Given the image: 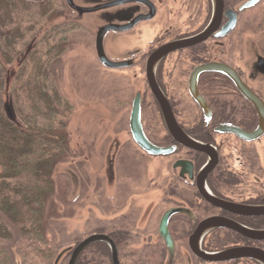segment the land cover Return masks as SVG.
I'll list each match as a JSON object with an SVG mask.
<instances>
[{"label":"flooded vegetation","instance_id":"obj_1","mask_svg":"<svg viewBox=\"0 0 264 264\" xmlns=\"http://www.w3.org/2000/svg\"><path fill=\"white\" fill-rule=\"evenodd\" d=\"M51 1L59 10L66 6L68 15L100 19L94 43L97 62L107 71L124 72L100 81L102 102L108 106L100 116L106 115L107 121L99 125L96 120L93 144L105 146L106 180L101 190L87 187L83 230L75 229L60 263L70 264L85 240L103 236L107 240L89 244L76 264H262L250 257L208 262L196 251L264 252V236L247 237L225 227L209 228L197 240L196 235L213 218L264 232V135L255 141L241 136L255 132L260 124L259 112L245 93L252 92L264 103V44L259 51L249 46L254 33L244 34L242 19L264 7V0L243 11L239 8L247 0H224L222 20L209 35L168 52L151 77L149 63L156 53L209 31L213 0ZM79 28L84 27L79 24ZM103 30L105 56L118 68L106 66L98 56L97 38ZM146 33V44L115 53L117 59L110 55L109 45ZM156 93L168 104L177 126L204 150L188 148L171 134ZM138 98L141 115L133 123ZM124 103L129 104L126 117L121 111L114 121L111 111ZM133 127H141L147 142L160 152L145 150ZM120 133L127 138L118 139ZM2 175L0 180L9 177ZM97 190L102 194L98 196ZM206 194L222 205L242 209L228 211L213 205ZM13 253L11 264H28Z\"/></svg>","mask_w":264,"mask_h":264},{"label":"rangeland","instance_id":"obj_2","mask_svg":"<svg viewBox=\"0 0 264 264\" xmlns=\"http://www.w3.org/2000/svg\"><path fill=\"white\" fill-rule=\"evenodd\" d=\"M52 6L54 13L50 15L51 19L46 21V23L43 22L40 30L38 29L39 31L37 30L31 34L34 36L38 35L34 42L31 43V47L34 48L38 41L39 45L25 64L21 63L27 58V56L25 58V55L28 54L27 50L29 47L22 53L17 52L18 54L9 63L5 62L3 51L0 48V97L3 100L2 104L6 103L7 107L11 106V100L16 102L11 89L12 87L20 89L18 81L13 83L14 75L20 73L23 82L31 79L34 82L47 85L53 81L54 88L60 93L63 100L71 105V115L63 132V137L66 139L65 152L52 160L48 169L52 185L43 214L44 235L49 240L62 245L60 252L55 255L50 263L56 264L58 256L65 248V245L67 246V242H71L70 238L76 234L75 229L83 230L80 225H84L85 219H82L81 216L88 214L87 207H89L86 197L88 194L86 192L87 187L88 191L94 188L101 190L102 184L106 180L105 146L100 142L93 144V139L96 136L94 129V125H97L96 120L99 125L107 121L105 115L107 113H104L105 117L100 116L103 111L106 112L104 109L108 108L102 102L100 81L104 76H124V72L121 74L118 71H107L97 62L94 43L95 31L101 24L100 19H81L74 14L68 15L69 11H66V6L60 10V7L57 9L55 4H52ZM33 10L35 11V9ZM28 14L33 13L28 12ZM37 19L39 18L37 17ZM79 24H82L87 30H85L86 28L81 30ZM241 26L244 29V34L254 33L253 38H248V43L249 46H253L254 50L259 51L261 45L264 44V7L251 10L244 15ZM148 37L149 33H146L145 36L140 38L135 36L118 40L108 46L109 53L113 59H117L115 53L118 54L127 48L144 45ZM56 42L60 43L56 44ZM19 49L22 50L23 48L18 47L17 50ZM130 74L133 73L131 72ZM23 104L24 99L22 98L18 107L25 108V104L24 106ZM128 107L129 104L126 105L124 103L123 107L119 108L118 106L116 111H111V116L114 117L113 120L117 121L120 119L121 111L124 112V117H126ZM26 109L25 111L28 113ZM22 114L24 113L21 112ZM116 114H119V116ZM21 115L17 114L16 118L19 124L29 131L31 128V125L28 124L30 120H27L24 124ZM100 117L102 118L101 120H99ZM114 123L116 124V122ZM118 136L120 140L127 138L126 133H120ZM99 140L100 138L98 137ZM262 155L264 156V147ZM2 157L0 155V174L5 171V167L1 163L4 160ZM2 177L5 176L2 175ZM100 190L94 192L99 196L102 194ZM0 222L3 224L2 221ZM7 223V237L1 243L9 249V257L14 260L13 251L17 253L16 256L21 255L20 248H18L19 245L16 244L19 233L11 223ZM21 257H18L17 260L19 261ZM37 257L39 259H35L33 255L32 259L27 261L28 264H43L41 263L40 254Z\"/></svg>","mask_w":264,"mask_h":264},{"label":"trees","instance_id":"obj_3","mask_svg":"<svg viewBox=\"0 0 264 264\" xmlns=\"http://www.w3.org/2000/svg\"><path fill=\"white\" fill-rule=\"evenodd\" d=\"M52 4L51 0L43 4L38 0H0V48L5 62H11L17 52L22 53L29 47L27 58L21 63L25 64L39 45L38 41L31 47L38 37L31 34L51 19ZM18 47L23 49L17 50ZM20 76L19 73L13 78V83L19 82L20 89H11L16 102L11 100V106L7 107L0 97V155L4 159L1 162L4 173L9 175L8 179L0 180V221L3 222H0V264L13 263L9 249L2 245L7 237V222L19 233L17 245L22 260L28 261L40 254L41 263L50 264L62 245L44 235L43 214L52 185L48 169L50 162L65 152L63 132L72 108L54 88L53 81L47 85L31 79L23 82ZM22 98L28 113L18 107ZM17 114L24 124L30 120L29 131L19 124Z\"/></svg>","mask_w":264,"mask_h":264},{"label":"water","instance_id":"obj_4","mask_svg":"<svg viewBox=\"0 0 264 264\" xmlns=\"http://www.w3.org/2000/svg\"><path fill=\"white\" fill-rule=\"evenodd\" d=\"M260 1L261 0H247L244 4H242L240 6L239 11H243L244 9L255 6ZM213 4H214V18H213V22L211 24L209 31L205 35H202L201 37H199L197 39L178 43L174 46H170V47L156 53L151 58V61L149 63L148 71H149L150 77L152 75H154L155 66L158 64V62L161 60V58H163V56H165L168 52H170L171 50H174L176 48L190 46L192 44H195V43L203 40L221 22L222 15L224 12V0H213ZM104 33H105L104 30L101 31L98 35V38H97L98 56H99L100 60L106 66H109L112 68H118L120 65L115 64V63H109L106 56H105V53L103 50ZM156 94H157V96L161 102L162 108L164 109L167 124H168V127H169L171 134L177 139V141H179L181 144H183L184 146H186L188 148L195 149V150H204V147L200 143L192 140L177 126V124L174 120V117L170 112V108H169L168 104L166 103V101L164 100V98L162 96H160L158 93H156ZM245 94L253 102V104L257 108V110L259 112V116H260V124H259V126L255 132L241 134V136H243V138H245L247 141H255V140L260 139L264 135V103L256 95H254L252 92H250V94H248L246 92ZM140 111H141V100L138 98L135 101V106H134V111H133V123H136V121L139 119V117L141 115ZM133 132H134L136 139L140 142V144L143 146V148L145 150H147L149 152H155V151L158 153L160 152V150L156 149L155 147H153L151 144H149L147 142L141 127H133ZM209 170L210 169H208L206 172H208ZM206 198H207V194H206ZM207 200H209V202H211L213 205H216V206L222 205L220 203V201L213 198V196H210L209 198H207ZM222 207H224V209H227L228 211L230 210V211H237V212L241 211L240 209H242L240 207L235 208L233 206L225 205V204L222 205ZM240 213H242V212H240ZM220 227L233 229V230H235V231H237V232H239L242 235L247 236V237H249V236L252 237V234L256 235V236H264V232H259V233L258 232H252V231H250V230H248V229H246V228H244V227H242L236 223L227 221L225 219L213 218V219L207 220L205 223H203L200 226L199 231L196 235L197 236L196 240L199 239V236L205 234V231L207 229H209V228H220ZM106 240H107V238L103 237V236H94L88 240H85L76 248L74 255L70 261V264H76V260L79 256V254L89 244L96 242V241H106ZM194 247H195V244H194ZM67 251H68V249L61 252V254L58 256L56 264L60 263V260L63 256V254H65ZM196 252L199 255H201L202 258L207 260L208 262H219V261L221 262V261H228V260H233V259H237V258L250 257V258H254V259L258 260L259 262H261L262 264H264V252L254 250V249H248V248L234 249V250L220 252V253L213 254V255H210V254L208 255V254H205L203 252H199L198 250ZM116 260H117V258H116Z\"/></svg>","mask_w":264,"mask_h":264}]
</instances>
